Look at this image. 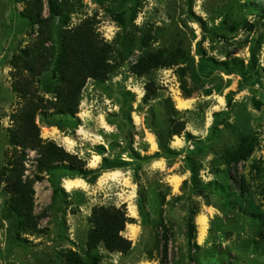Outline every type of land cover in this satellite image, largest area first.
Returning a JSON list of instances; mask_svg holds the SVG:
<instances>
[{"label": "rangeland", "instance_id": "obj_1", "mask_svg": "<svg viewBox=\"0 0 264 264\" xmlns=\"http://www.w3.org/2000/svg\"><path fill=\"white\" fill-rule=\"evenodd\" d=\"M69 2L64 27L94 18L112 48L110 71L87 80L76 114L37 112L40 139L75 156L77 168L60 163L33 183L34 231L18 227L0 183V264H67L70 252L96 264H264V0ZM25 9L0 0V168L21 150L10 135L27 99L15 85L28 80L32 99L53 100V66L32 79L11 65L38 39ZM156 54H172V65L134 72ZM245 138L251 153L227 166ZM37 157L26 151L23 180L35 179ZM79 171L89 172L84 185L66 190L64 180L81 179ZM95 209L125 213L127 252L102 244L88 252Z\"/></svg>", "mask_w": 264, "mask_h": 264}, {"label": "trees", "instance_id": "obj_2", "mask_svg": "<svg viewBox=\"0 0 264 264\" xmlns=\"http://www.w3.org/2000/svg\"><path fill=\"white\" fill-rule=\"evenodd\" d=\"M26 4L23 13L30 19L31 25L38 26V39L33 47L24 49L15 56L11 65L17 72H27L32 79L39 77L43 72L52 69V85L47 89L53 95V100L39 98L32 99L30 81L23 80L15 85L14 91L22 93L27 99V105L16 118L18 127L10 135V144L16 149L21 148L18 156L13 158L10 165L0 168V183L4 184L6 193L10 196L9 208L18 218V227L22 230L34 231L39 216L33 214V183L41 180V175L56 168L60 163L67 162L77 168L78 160L75 156L66 153L52 141H42L39 137V128L35 123L37 112L54 110L63 115H74L78 112L79 98L88 79L102 81L110 71L109 57L111 46L103 41L96 33L94 18L86 19L78 27L66 29L69 15L74 11L69 0H46L49 16L42 18V0H21ZM59 19L63 26L53 29V22ZM118 21L123 25L124 19L119 16ZM64 22V23H63ZM179 52V51H178ZM160 54V53H159ZM141 57L135 65L136 74L141 75L153 68L172 65V54ZM179 53H177V57ZM228 72V66L221 64ZM179 134V130L172 131ZM252 147L247 139L225 156V164L235 167L247 159ZM36 151L35 179L23 180L24 161L26 151ZM78 176L85 179L89 172L79 171ZM236 184L243 189L241 179ZM125 213L119 209H95L91 216L92 229L88 234L87 250L94 252L102 244L110 252L125 253L130 249V242L120 236L128 223ZM67 264H96V258L85 261L77 253L70 252Z\"/></svg>", "mask_w": 264, "mask_h": 264}, {"label": "bare ground", "instance_id": "obj_3", "mask_svg": "<svg viewBox=\"0 0 264 264\" xmlns=\"http://www.w3.org/2000/svg\"><path fill=\"white\" fill-rule=\"evenodd\" d=\"M178 104L179 105H184V103L181 102V101H179ZM117 175H118V172H111L106 177H117ZM82 184H83V180L82 179H79V178L67 179V180H64V182H63V186H64V188L66 190H69V189H71L73 187L81 186ZM198 224L200 226V229H199V238H202L204 236V233H205V230H206V218L204 217V215H200L198 217ZM131 232L132 233L135 232V228L134 227H131Z\"/></svg>", "mask_w": 264, "mask_h": 264}]
</instances>
